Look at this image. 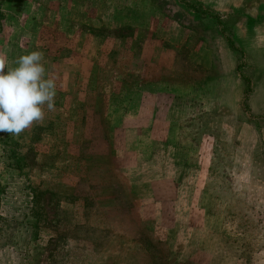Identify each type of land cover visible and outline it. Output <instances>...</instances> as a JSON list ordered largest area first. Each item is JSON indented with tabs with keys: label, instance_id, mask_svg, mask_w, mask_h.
Here are the masks:
<instances>
[{
	"label": "rangeland",
	"instance_id": "rangeland-1",
	"mask_svg": "<svg viewBox=\"0 0 264 264\" xmlns=\"http://www.w3.org/2000/svg\"><path fill=\"white\" fill-rule=\"evenodd\" d=\"M32 51L55 110L0 132V264H264V0H0Z\"/></svg>",
	"mask_w": 264,
	"mask_h": 264
},
{
	"label": "clouds",
	"instance_id": "clouds-1",
	"mask_svg": "<svg viewBox=\"0 0 264 264\" xmlns=\"http://www.w3.org/2000/svg\"><path fill=\"white\" fill-rule=\"evenodd\" d=\"M44 53L32 51L8 67L5 52H0V132L19 136L55 110L56 78L48 73ZM7 69V71H6Z\"/></svg>",
	"mask_w": 264,
	"mask_h": 264
}]
</instances>
